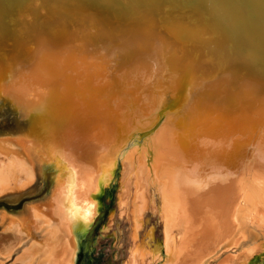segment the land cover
<instances>
[{"label": "bare ground", "instance_id": "obj_1", "mask_svg": "<svg viewBox=\"0 0 264 264\" xmlns=\"http://www.w3.org/2000/svg\"><path fill=\"white\" fill-rule=\"evenodd\" d=\"M244 24L227 0H0V264H75L72 232L59 208L57 166L45 144L37 140L57 133L64 141L62 156L69 167L78 174L85 171L86 163L76 152L82 157L86 148L81 143L92 134L86 137L83 132L86 141L72 144L71 97L76 89L80 91L74 87L76 78L81 81L91 73L93 62L108 58L113 59V67L100 68L109 72L107 83L100 85L106 88L99 101L102 108L98 102L106 122L129 112L130 106L150 114L157 105L156 85L161 77L179 88L157 113L151 129L137 132L131 145H141L161 128L177 142L174 128L185 133L190 125L164 122V114L177 110L188 90L195 91L191 101L206 87L217 91L214 110L208 115L198 113L199 117L196 113L199 121L193 116V122H198L187 133L188 145L168 146L155 168H162L166 183L172 236L180 235L177 264L203 261L213 250L210 241L217 237L208 230L213 224L210 218L219 213L216 205L206 203L217 200L244 166L256 172L255 180L264 187L258 177L264 173V41ZM129 56L135 63L132 67ZM151 57L155 58L152 75L141 79ZM123 118L130 120L127 113ZM124 154L111 165L115 178ZM106 168L96 169L98 187ZM182 188H191L190 199L197 206L184 208L191 202ZM147 194L144 183L135 196L137 216L150 208ZM204 248L208 253L197 261L195 256ZM133 264L138 260L133 258Z\"/></svg>", "mask_w": 264, "mask_h": 264}, {"label": "rangeland", "instance_id": "obj_2", "mask_svg": "<svg viewBox=\"0 0 264 264\" xmlns=\"http://www.w3.org/2000/svg\"><path fill=\"white\" fill-rule=\"evenodd\" d=\"M129 57L127 61L132 67L135 65V63L133 62V58L132 57L129 58ZM154 59H155L154 57H151V61L149 62L148 66H144L143 67L144 71L141 72V74L139 73L141 79L143 77H148L149 79L150 76L152 75L153 65L155 64ZM112 62L113 59L111 58L106 59L105 62L104 60L102 61L98 60L97 62H93L90 67L91 73L88 74V76L82 77L81 81L78 78H76L75 80L76 85L74 87L75 89L79 88L80 91H77L76 89L75 90L76 92H74L73 96L71 97V103L73 104L71 105L72 109H71L70 121L72 123L70 122L71 124L70 138L72 144L74 142H77L76 140L80 141L78 142L79 144L81 143V141L82 142H85L86 140L88 141L85 143H81V147L85 145L84 147L86 148L85 149L86 151L83 149L84 147L82 148L83 149L82 157H80L81 153L79 155L76 152L77 158L81 162L85 161L86 163L85 171H83V173L81 174H78L76 171H73L69 167V165L67 164V158L62 156L65 155L63 153L64 141L57 133L48 137V140H44L43 138L39 137L37 141L38 142L40 141L41 144H45L47 154L48 155L50 154L51 158H54L53 163H55L56 164L55 166H57L56 174H55L56 175L55 184L57 187L56 191L59 192V194L57 193L60 201L59 208L62 210V213L64 214V218L67 217L65 218V220H67L66 222L70 226L72 235L74 234L72 241L76 247V252L74 251L73 254V257L75 258L74 261H76L75 264H124L123 261L126 263L128 260H129L128 264H133V258L138 260L139 264H155L157 261H154V263H152V259L147 254L144 253L141 246L140 237L141 234H143L144 232L143 230L145 228V222L148 221L147 223L155 224V231L157 233V236L163 235V227L165 225L164 241L166 242L167 251L170 253L172 252V250H173V254L174 252H176L175 248L178 245L177 239L180 235L174 234L172 236V231L169 232L166 231L168 224L164 216L165 214L164 210L166 206L164 205L165 203L163 201L164 199L163 193L167 189L164 183L165 181L162 174V168L159 166L158 169L155 171V168L158 166L159 162L161 161V157H160L161 155L159 154L160 152L159 149L157 148L155 150V154H154L155 156L151 154V151L152 150L154 151V146H157L159 144L162 145V147L164 148V149L162 148L163 152L164 150L168 149L167 148L168 146L170 147V149H172L175 143H178L179 145L181 144L188 145L189 140L187 137V133L190 130V128H192V125L196 124L200 120V118L199 119L197 118L201 114L208 115L207 112L209 110L210 111L214 110V106L218 105V102H216L215 99V93H217V91L211 87L210 88L206 87L204 89H201L198 96H196V98L193 101H191L188 99L189 98L191 99L195 91L193 92L192 90L191 92L188 90V93L185 94L186 99L184 100V102H181L179 108L177 110H172V111L169 110L167 111V113L164 114L165 117L163 119L164 122L175 121L177 122V124L178 123L182 124L185 116L186 119L189 118L190 120L189 123L186 124L187 126L189 125L190 126L185 133H182L179 130H175V132L177 133H175L174 136L177 138L175 137L174 138L177 139V142L173 138H171L172 134L166 135L165 132L163 131L164 129L161 128L159 129L158 132L154 133L150 139L144 140L141 145L139 146L135 144L131 145V143L134 141L133 137L137 132L151 129V127L156 123V120H158L157 113L163 107H166L168 102L172 101V99L175 97L176 93L178 92L179 88L177 85L169 86L168 83L171 80L165 81L164 77H161L160 82H157L156 85L158 91L157 94L158 101L156 103L157 105L150 112V114L148 115L142 114V112L136 110L134 106H130V108L128 107L129 108L128 111L130 113L126 112L127 117H130V120L129 118L127 119L123 118L124 116H126V113H123V114H119L118 117H116V119L112 118L114 120L112 119L110 120L112 123L111 124L109 122H106L107 121L106 118H104L103 117L104 115L100 113L99 109L100 107L102 108V106L99 101L104 98V95L106 93L105 90L106 88H103L105 85L103 86L100 85L103 82L107 83L108 74H109V72L107 74L102 73L100 71V68L102 65H106L108 66V68H111L113 67ZM135 69L140 70L138 66L135 67ZM86 79H89V81ZM83 82H86L84 86L85 88L82 87L80 89L81 84H83ZM98 102L100 104V107L98 106ZM88 103L91 105H88ZM93 109L94 111H92ZM196 109L198 110L200 115L198 114V117L195 116L194 119H197L198 121L196 120L195 122H193L194 120L191 119L192 118L191 112L194 110L196 111ZM97 111L99 113H96ZM180 112L182 116H178V113ZM94 118L98 120L96 121L94 120ZM86 122H88L89 125L88 123L86 124ZM97 122L99 123L97 124ZM191 122L193 123L191 124ZM101 123L102 125H100ZM109 124H111L114 128H111V125ZM116 125H120V126H116ZM98 126H100L101 129H99ZM86 127H90L88 128L89 131L86 129ZM95 127L97 128L95 129ZM107 127L109 128V130ZM103 128L105 129L103 130ZM92 129L94 130L92 131ZM105 130H107L109 133ZM95 132L97 134H95ZM98 132H102V134ZM110 132H112L111 134L113 135H111ZM104 133L109 134L108 135L109 138L110 137L112 138L109 139L108 136ZM88 134L89 135L92 134V135L89 136ZM84 135L86 137L88 136L89 137L86 138ZM97 135L99 137H97ZM101 135H103V137ZM93 136L95 137L93 138ZM82 137H84V139ZM98 138L99 140L100 138H102L100 140V143L98 141ZM111 141L112 144L110 143ZM183 141L185 143H183ZM114 148L115 150H112ZM73 149L76 150V147L75 148L73 147ZM30 150L32 151V147ZM97 150L98 152H96ZM101 150L103 151L100 152ZM124 152L125 154L120 160V166L118 169L117 178H115V176L113 177L111 170L108 173H106L107 175L105 176L103 181L101 180V187L100 186L98 187V181H99L98 175H100L98 171L100 169V165H103V168L111 167L112 163L115 161L116 158L115 155L117 156L118 159L120 157V154ZM89 158L91 160H89ZM142 164L143 165L146 164L145 186L146 189L148 190L147 197L149 196L150 199V205H149L150 208L145 215L137 216V213L135 212L136 209L134 207L135 204L134 201H135V196L139 189L137 187V181H138L137 172L141 168ZM243 168H245V166ZM243 168L240 169L241 171L238 172L234 178L230 177L231 179H234V181L231 184L226 185L225 189L224 190L222 189L221 192L217 194V200L208 201L206 203L208 205H210L209 203L216 205L217 211L219 212L216 215H212V218H210V222H213V224L211 223L208 226V230L211 231L213 230L215 234L217 233V237L215 238L216 241L215 240L210 241V246H212L213 249L211 253L206 255L209 249L204 248L202 252L200 251L195 256L196 260L199 261L200 259L203 260L202 259L204 258L203 256L206 255V258L203 261H201L200 263H196V261L194 260L190 264H211V263L264 264V236L259 238L257 237L259 234L256 233L255 238L256 237L258 238V239L256 238L257 244L254 247H251L252 250L250 252L251 254L249 255L247 251L243 250L244 247H246L249 242L246 241L244 235L243 236L238 235V230L240 227L239 222L243 221L245 223V225L243 223L244 230L247 233L250 232L252 233V231L254 230L253 226L255 223L252 220L258 218L260 219V221H264V187L261 186L258 183V181L255 180L256 172L254 170H249L247 169V167L244 170ZM95 172H97V174ZM149 176L151 177V179L149 178ZM258 177L264 180V173H260ZM182 185L183 183L181 184V187H183ZM196 186L197 185H192L191 187L196 190L197 189ZM103 188L104 191H102ZM182 189L184 190V192L187 191L186 196H184L185 199L186 200L189 199L191 202L189 205H187V207L184 208L187 210V208L189 207L197 206L194 204V202L192 203L190 199L191 188H187V190H185L184 188ZM50 193L52 194L53 198L56 197L53 188L51 189ZM69 197H72L71 202L68 200ZM73 203L75 204L78 203L77 207L73 208L72 206ZM70 206L73 210L70 208ZM77 208H79V210ZM68 213L70 214L71 218L68 216L69 215ZM101 213H103V217L100 220L101 225L98 224V226L94 229L95 226L93 225L96 221V218ZM128 216H129V220H128ZM57 217L61 219V213L59 210L57 212ZM77 218H79V221H77L78 220ZM83 219L85 220L83 221ZM86 220H90V221L92 220V221L91 223L90 222L87 223ZM208 220L209 219H207V221ZM136 227L139 228V235H138L139 237L137 239H135ZM131 233H132V237L130 236ZM254 243L255 242H253V244ZM87 244L89 246L87 247V252L86 255L84 256L83 259L84 261H83L82 260L83 250L85 249ZM176 256L177 253L175 257ZM177 261H178V257L175 260L176 264Z\"/></svg>", "mask_w": 264, "mask_h": 264}, {"label": "flooded vegetation", "instance_id": "obj_3", "mask_svg": "<svg viewBox=\"0 0 264 264\" xmlns=\"http://www.w3.org/2000/svg\"><path fill=\"white\" fill-rule=\"evenodd\" d=\"M155 112V111H154ZM153 112V113H154ZM192 113V118H194L195 116H197V114L199 113L198 112V110L196 109V111L194 110V111H192L191 112ZM197 113V114H196ZM194 116V117H193ZM191 118V119H192ZM184 121H183V123L181 124V125H183V126H185L190 120H189V118H187L186 119V116L184 117V119H183ZM186 123V124H185ZM183 126H181V127H183ZM176 129L174 128V131H175ZM156 148L157 149H159V154L161 155L160 157H161V160H162V158H163V150H162V145H157V146H154V151L152 150L151 151V154L153 155V156H155L154 154H155V150H156ZM115 161H117V156L115 155ZM114 161V162H115ZM145 166H146V164H145ZM106 171H111V170H113V167L111 166V167H107L106 169H105ZM144 165L142 164V166H141V168L138 170V177H137V187L138 188H140V187H144V183H145V177H142V174L145 176V174H144ZM152 177H153V175H152ZM149 178L151 179V177L149 176ZM148 182H149V180H148ZM165 183V182H164ZM165 185H166V183H165ZM163 195H164V199H163V201H164V205L166 206V208H165V210H164V216H165V219H166V221H167V223H168V225H167V228H168V230H167V228H166V231H172L173 230V228H172V226H171V223L169 222L170 220V210H169V207L167 206V202H168V195H167V191H165L164 193H163ZM71 204V203H70ZM77 204H73L72 206H73V208L74 207H77L76 206ZM169 210V211H168ZM96 216V215H95ZM78 220L77 221H79V218H77ZM93 219H94V217H93ZM92 219V220H93ZM168 219V220H167ZM87 221V223L88 222H90L91 223V221L90 220H86ZM252 221H254L255 223H254V226H253V231H252V233L250 232V233H247L245 230H244V227H243V221L242 222H239L240 223V227H239V230H238V235H240V236H245V238H246V241L247 242H249L248 244H247V246L246 247H244V249L243 250H245V251H247V253H249V255L251 254L250 252H251V247H254L256 244H257V237H259V238H261L262 236H264V221H260V219H258V218H256V219H253ZM148 221H146L145 222V228H144V232H143V234H141V237H140V241H141V246H142V250L144 251V253L145 254H147L151 259H152V263H154V261H157L155 264H176V262H175V260H176V258H174L175 257V255H176V253H177V251L176 252H174V254H173V250H172V252L170 253V252H168L167 251V246H166V242L164 241V229H165V225H164V227H163V235H161V236H157V233H156V231H155V224H151V223H147ZM170 224V225H169ZM244 225H245V223H244ZM242 227V228H241ZM256 233L257 234H259L256 238H255V236H256ZM139 235V234H138ZM137 235V237L135 236V239H137L139 236ZM72 237H73V235H72ZM250 241H251V243H250ZM253 242H255L254 244H253ZM133 247V246H132ZM93 249V248H92ZM249 250V251H248ZM74 251L76 252V247H75V245H74ZM131 251V250H130ZM86 252H87V246L85 247V249L83 250V256H82V260L84 259V256L86 255ZM75 259V258H74ZM84 261V260H83ZM76 262V261H75ZM128 262H129V260L125 263L124 261H123V263L124 264H128ZM138 264H139V262H138ZM211 264H214V263H211Z\"/></svg>", "mask_w": 264, "mask_h": 264}, {"label": "water", "instance_id": "obj_4", "mask_svg": "<svg viewBox=\"0 0 264 264\" xmlns=\"http://www.w3.org/2000/svg\"><path fill=\"white\" fill-rule=\"evenodd\" d=\"M227 4L234 13H238L239 18L244 20V25L253 28L255 37L262 43L264 41V0H227Z\"/></svg>", "mask_w": 264, "mask_h": 264}]
</instances>
